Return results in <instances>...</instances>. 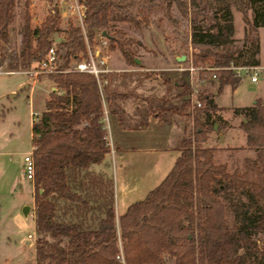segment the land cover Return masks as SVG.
<instances>
[{
	"label": "trees",
	"instance_id": "trees-1",
	"mask_svg": "<svg viewBox=\"0 0 264 264\" xmlns=\"http://www.w3.org/2000/svg\"><path fill=\"white\" fill-rule=\"evenodd\" d=\"M21 1V42L11 50L9 27ZM82 1L83 25L69 22L62 29L57 6L33 27L30 0H0V67L29 68L53 45L58 59L57 72L47 74L56 90L31 125L35 264H167L168 257L173 264H264V99L235 110L243 114L239 127L257 159L229 171L214 162V148L204 145L213 128L210 111L216 109L211 94L203 89L201 106L185 110L188 85L181 73L176 85L170 83L167 98L170 109L178 99L179 114L192 117V129L183 128L175 146L179 155L165 177L116 220L113 179L91 169L110 152L103 100L112 107L116 97L145 86L147 77L137 81L127 72L113 74L101 94L94 75L67 71L87 56V41L94 44L98 32L105 33L111 50H120L127 65H136V47L144 45L128 33L141 35L147 24L164 21L172 51L181 55L175 48L188 41L195 65L239 63L243 53L251 58L246 63L258 64L264 0ZM232 7L246 24V50L235 44ZM218 73L219 89L239 82L230 71ZM135 94L145 100L152 93ZM228 209L234 217L231 227Z\"/></svg>",
	"mask_w": 264,
	"mask_h": 264
},
{
	"label": "rangeland",
	"instance_id": "rangeland-1",
	"mask_svg": "<svg viewBox=\"0 0 264 264\" xmlns=\"http://www.w3.org/2000/svg\"><path fill=\"white\" fill-rule=\"evenodd\" d=\"M52 1L30 0L29 8L33 27L38 26L51 11ZM69 22L78 24L72 15L66 14L61 17L60 27L66 28ZM22 25L23 1L18 2L15 6L13 20L9 27L7 46L11 50H18L19 48ZM169 31L166 21L159 26L151 22L146 27L141 28V35L137 32L128 33V37L129 35L134 36L145 46V48H143L144 46H137L136 48L138 57L142 58L147 65L146 67L150 69L167 68L169 72L174 74L176 61L172 55L173 46H169V41L165 39V35ZM235 39L237 43H240L241 35ZM98 41L97 33L95 43ZM184 42L183 48L176 47L175 49L181 54L193 53L195 49L189 45L188 41L184 40ZM162 52L165 53L163 56L168 55L167 59L160 55ZM110 63L116 69L123 65L124 59L118 48L110 49ZM6 69L5 66L0 67V151L6 152L0 155V264H35L34 239L32 238L34 231L33 213L30 211L25 216L22 212L25 205L31 206L34 185L32 189L31 182L21 173V168L23 157L31 148V122L45 109V100L52 91L53 83L47 75H39L33 82L24 73L7 74L5 73ZM140 90H144L143 87ZM262 93L264 94L263 75L256 83H251L249 78H245L235 87L226 86L220 95V102L226 106H230L232 102L234 104H251L255 101L254 95ZM140 95L142 94L140 93ZM190 111L193 109H189ZM174 119L180 130L184 127L188 131L192 129V117L184 112L179 116H174ZM109 124L111 133L116 132V125L113 120H110ZM180 132L183 135V132ZM150 147H152L151 144L135 143L133 145L128 143L123 149L118 150L114 146L113 152H109L104 162L100 163L114 181L116 205L121 211L129 204L143 199L146 195V193H142L144 188L154 181L155 175L152 171L144 168L146 164L136 159L133 160L130 156V152L139 151L141 153L145 148ZM168 153L164 157H169ZM161 161L163 159L160 158L159 163ZM146 173H149L147 179L142 177ZM147 180L151 183H147ZM134 188L138 190H134ZM227 211V226L231 227L234 225V217L230 209ZM258 239L260 243L263 242L262 236H259ZM167 264H173V260L169 257Z\"/></svg>",
	"mask_w": 264,
	"mask_h": 264
},
{
	"label": "crops",
	"instance_id": "crops-1",
	"mask_svg": "<svg viewBox=\"0 0 264 264\" xmlns=\"http://www.w3.org/2000/svg\"><path fill=\"white\" fill-rule=\"evenodd\" d=\"M231 10L235 28L234 37L239 38V36L241 35V42L237 43V41H235V44L246 50L249 48L248 43H244L246 24L243 21L242 14L239 11H237L234 7H232ZM247 16L249 19L251 18V11L247 12ZM236 19L238 21L237 24ZM263 32L264 26H260L257 28L258 53L255 54V59L258 60V65L261 66H264ZM163 54L165 53H160L163 58L167 59L168 55L163 56ZM172 55L177 64L178 58L184 54L178 55L177 52L172 51ZM137 59L138 62H136V65H127L124 61L123 65L119 66L120 68L118 69L126 71L130 76L129 78H135V80L137 79V81L140 80V77H147L144 80L147 85L146 83L145 86L137 85L134 92H130L128 96L116 97L114 99L112 107L108 108L107 103L105 102L103 105L105 110L104 121L108 126L107 131L110 141L109 144L111 153L114 150V146H116L118 150H121L128 143L133 145H135V143L151 144L152 147L145 148L141 153L139 151L130 152V156H132L131 159H136L140 162H144L146 164V167L144 168L151 170L153 175H155L152 184H148L142 192L147 194L165 177V175L171 169L175 159L179 155V151L175 149V146L177 144V140L180 138V136H182L180 131L183 132L184 129L181 128L182 130H180V128L175 124L174 116L180 115V108L178 107L180 106V102L177 98L174 99L175 102L172 100V107L170 109L171 100L168 99L169 94L167 93V90H169V85L171 82H174L176 85V80L180 78L181 73L174 70L175 73L173 74L169 72V69L167 68H156L158 71L154 68H151L150 70L149 67H146L147 65L144 63L141 57ZM250 59L251 58L247 55V53H243L240 59V63H246L250 61ZM18 72L19 70H5V73L7 74ZM240 81L241 80H239L238 84L240 83ZM228 85L229 84H226L221 89H219V82L218 80H215L209 81L205 86H203V89H206L207 86L208 89L206 91L211 94V97L216 105V109L213 112L210 111V121L213 122V128L208 132L207 140L204 145L214 148L213 160L216 164H225L229 171H232L234 169L242 170L245 160H256L257 153L254 149L247 147L246 134L239 127L240 122L243 120V114L241 112L236 113L235 110L251 106L256 102L257 99L263 100L264 94H255V101L251 104H234V102H232L230 106H226L221 104L220 95ZM142 87L146 94L152 93L145 100H142L139 95L135 94H139L137 90H140V88L142 89ZM54 88V85H52L51 90H53ZM164 94L165 96H163ZM110 120H113V123L116 125V132L114 133H111L110 131ZM143 138L145 139L142 140ZM167 152H169V157H164ZM3 153L6 152L0 151V155H2ZM107 154L105 155V157L107 156ZM105 157L102 162H104ZM160 158L163 159V161L159 163ZM91 169L97 173H105L109 176V174L103 169L100 163L92 165ZM148 174L149 173H146L145 175H142V177L147 179ZM146 182L151 183L148 182V180ZM31 185L33 189V184L31 183ZM134 190L138 189L134 188ZM114 194V208L117 220L119 215H121L130 204L126 206L124 210H119L116 205L115 185ZM33 205L34 200L32 199L31 206L29 205V213L30 211L33 213ZM32 238L34 239V245L35 225Z\"/></svg>",
	"mask_w": 264,
	"mask_h": 264
},
{
	"label": "built area",
	"instance_id": "built-area-1",
	"mask_svg": "<svg viewBox=\"0 0 264 264\" xmlns=\"http://www.w3.org/2000/svg\"><path fill=\"white\" fill-rule=\"evenodd\" d=\"M51 5L53 7H58L60 17H63L66 14L72 15L80 26L83 25L86 6L82 0H53ZM98 36L99 41L97 43L89 44L87 41V56L80 61L73 62L67 71L86 72L94 75L102 94V88L106 83H108L109 76L124 73L126 71L112 67L110 63V47L108 38L105 35H102V32H98ZM189 49L191 50V48ZM184 55L185 60L178 61L174 70L180 73H185L187 76L188 90L185 97L187 100V111L201 106V101L199 100L198 95L201 93L203 86H205L209 81L218 80V71H230L238 80L249 78L251 83L259 82L261 75H263L264 79V66L258 64L254 65L231 61L225 66H210L207 63L195 65L192 62V53ZM57 60V54L53 45L48 49L47 54L40 61L23 71L19 70V72L28 75L34 82L39 75H47L57 72ZM53 90L56 89L54 88ZM137 92L144 95L146 94L144 90H137ZM104 103L105 101L103 100V104ZM106 129H108L107 125ZM21 173L33 184L35 165L32 148L31 151L26 153L23 157Z\"/></svg>",
	"mask_w": 264,
	"mask_h": 264
},
{
	"label": "water",
	"instance_id": "water-1",
	"mask_svg": "<svg viewBox=\"0 0 264 264\" xmlns=\"http://www.w3.org/2000/svg\"><path fill=\"white\" fill-rule=\"evenodd\" d=\"M102 35H105V33L102 32ZM184 60H185V55H181V56L178 58V61H184ZM136 62H138V59H136ZM29 210H30V206H29V205H25V206L23 207L22 212H23V214H24L25 216H27L28 213H29Z\"/></svg>",
	"mask_w": 264,
	"mask_h": 264
}]
</instances>
